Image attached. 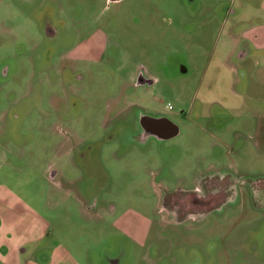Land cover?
<instances>
[{"label": "rangeland", "instance_id": "374dc122", "mask_svg": "<svg viewBox=\"0 0 264 264\" xmlns=\"http://www.w3.org/2000/svg\"><path fill=\"white\" fill-rule=\"evenodd\" d=\"M263 4L0 0V196L49 224L50 264H264V51L228 36Z\"/></svg>", "mask_w": 264, "mask_h": 264}, {"label": "crops", "instance_id": "0c3cea01", "mask_svg": "<svg viewBox=\"0 0 264 264\" xmlns=\"http://www.w3.org/2000/svg\"><path fill=\"white\" fill-rule=\"evenodd\" d=\"M249 6L251 7L252 4H247V7ZM256 18L255 16L247 17L244 14L233 18L230 22L232 24L231 32L228 35L230 39L235 40L236 46L241 45V53L238 54L237 60L248 62V66L254 70L262 67L263 62L261 58H253V47L258 51H264V21ZM245 23H247L245 30H242L239 33V38H236L235 30L239 25ZM240 39H244V42H241ZM9 195L0 196V264H22L20 255L23 254L28 255L23 264H50L52 257L48 250H40L45 246L49 247V242L46 241L50 234L49 224L40 214L31 212V208L23 201L18 200L19 198L16 199L15 204H11ZM28 245L34 247L33 252L24 248ZM70 256L72 262L81 264L74 253ZM114 264H118V262Z\"/></svg>", "mask_w": 264, "mask_h": 264}, {"label": "flooded vegetation", "instance_id": "af4514ba", "mask_svg": "<svg viewBox=\"0 0 264 264\" xmlns=\"http://www.w3.org/2000/svg\"><path fill=\"white\" fill-rule=\"evenodd\" d=\"M117 1H120V0H117ZM48 30H49V32H53L52 28H49ZM54 33L55 32H53V34ZM139 83H141V81ZM170 107L172 108V106H170ZM142 125H143V128L145 129V131L147 132V134L155 135V136H158L162 139H169L171 137H174L176 134H178L177 127L170 120H168L166 118H161V117L156 118V119L144 118L142 120ZM226 183L227 184H225L224 186H219L218 190H217V192L222 191L225 193V196L219 199L222 201H228L233 196V193H234L235 182L233 183V181H232V182H226ZM212 192H214V191H212ZM252 192L257 196H263L264 195V182L253 184L252 185ZM208 193L209 192L207 191V194ZM192 196L194 197L193 205L195 207L193 211H195L196 209H198L199 204L201 205V207L203 206V203H204L203 199L204 198L199 199L197 196H195V194H192ZM192 196H191V198H192ZM188 198H190V197L186 196V197L182 198L181 200H171L170 209L173 211L176 209L178 212L183 213L184 215L193 212V211H188L187 209H185L183 207L182 202ZM213 199L214 198L212 197V199H211L212 202H213ZM219 200H216V201H219ZM197 203H199V204L197 205ZM207 203L208 202H206V204Z\"/></svg>", "mask_w": 264, "mask_h": 264}, {"label": "water", "instance_id": "95a60500", "mask_svg": "<svg viewBox=\"0 0 264 264\" xmlns=\"http://www.w3.org/2000/svg\"><path fill=\"white\" fill-rule=\"evenodd\" d=\"M113 1H117V0H113Z\"/></svg>", "mask_w": 264, "mask_h": 264}, {"label": "built area", "instance_id": "2783aa9c", "mask_svg": "<svg viewBox=\"0 0 264 264\" xmlns=\"http://www.w3.org/2000/svg\"><path fill=\"white\" fill-rule=\"evenodd\" d=\"M170 109H171V107H170Z\"/></svg>", "mask_w": 264, "mask_h": 264}]
</instances>
